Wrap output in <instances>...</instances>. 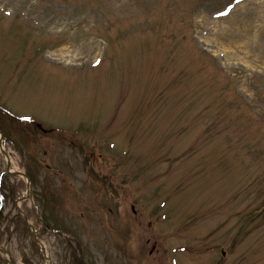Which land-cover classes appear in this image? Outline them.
Listing matches in <instances>:
<instances>
[{
	"label": "rangeland",
	"instance_id": "1",
	"mask_svg": "<svg viewBox=\"0 0 264 264\" xmlns=\"http://www.w3.org/2000/svg\"><path fill=\"white\" fill-rule=\"evenodd\" d=\"M0 130V264H264V0H0Z\"/></svg>",
	"mask_w": 264,
	"mask_h": 264
},
{
	"label": "water",
	"instance_id": "2",
	"mask_svg": "<svg viewBox=\"0 0 264 264\" xmlns=\"http://www.w3.org/2000/svg\"><path fill=\"white\" fill-rule=\"evenodd\" d=\"M4 136L1 134V140H0V145H2V140H3ZM29 179V178H28ZM30 182V179H29Z\"/></svg>",
	"mask_w": 264,
	"mask_h": 264
},
{
	"label": "bare ground",
	"instance_id": "3",
	"mask_svg": "<svg viewBox=\"0 0 264 264\" xmlns=\"http://www.w3.org/2000/svg\"><path fill=\"white\" fill-rule=\"evenodd\" d=\"M59 56H60V57H63V56H64V54H63V53H62V54H59ZM4 147H5V146H4Z\"/></svg>",
	"mask_w": 264,
	"mask_h": 264
},
{
	"label": "trees",
	"instance_id": "4",
	"mask_svg": "<svg viewBox=\"0 0 264 264\" xmlns=\"http://www.w3.org/2000/svg\"><path fill=\"white\" fill-rule=\"evenodd\" d=\"M30 177L32 178V175H30ZM33 179V178H32Z\"/></svg>",
	"mask_w": 264,
	"mask_h": 264
}]
</instances>
